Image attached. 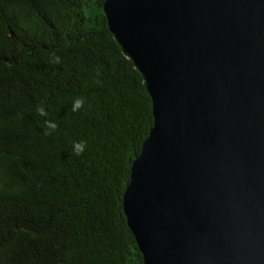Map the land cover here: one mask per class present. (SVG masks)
Segmentation results:
<instances>
[{
  "label": "water",
  "instance_id": "obj_1",
  "mask_svg": "<svg viewBox=\"0 0 264 264\" xmlns=\"http://www.w3.org/2000/svg\"><path fill=\"white\" fill-rule=\"evenodd\" d=\"M154 123L123 213L145 264H264V0H104Z\"/></svg>",
  "mask_w": 264,
  "mask_h": 264
},
{
  "label": "trees",
  "instance_id": "obj_2",
  "mask_svg": "<svg viewBox=\"0 0 264 264\" xmlns=\"http://www.w3.org/2000/svg\"><path fill=\"white\" fill-rule=\"evenodd\" d=\"M103 4L0 0V264H145L123 195L152 100Z\"/></svg>",
  "mask_w": 264,
  "mask_h": 264
},
{
  "label": "clouds",
  "instance_id": "obj_3",
  "mask_svg": "<svg viewBox=\"0 0 264 264\" xmlns=\"http://www.w3.org/2000/svg\"><path fill=\"white\" fill-rule=\"evenodd\" d=\"M56 62L59 63V58L58 57L56 58ZM82 106H83V98L75 99L74 105H73V111L79 109ZM37 111L40 112L43 115H47V113L44 112L42 108H38ZM45 124H46V126L52 128L53 130L55 129V125L52 124L51 122L45 121ZM48 134H50V133L45 132V135H48ZM85 147H86V142H84V141L74 142V152H75V154L76 155H81L83 153Z\"/></svg>",
  "mask_w": 264,
  "mask_h": 264
}]
</instances>
